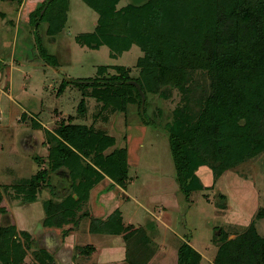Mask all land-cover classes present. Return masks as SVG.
<instances>
[{
    "label": "rangeland",
    "instance_id": "374dc122",
    "mask_svg": "<svg viewBox=\"0 0 264 264\" xmlns=\"http://www.w3.org/2000/svg\"><path fill=\"white\" fill-rule=\"evenodd\" d=\"M41 1L0 0V10L10 15V21H19V26L25 27H20L17 35L6 36L5 44L18 39L25 43L31 60L44 63L24 67L26 78L17 72V67L13 72V94L34 115L21 117V110L15 107L19 111L17 122L8 113L4 122L0 121V228H11L5 241L8 246L20 244L17 255L21 264H102L106 261L101 255L114 256V249L124 252V259L118 263L110 260L111 264H177V250L183 243L201 255L199 264H214L224 236L232 240L253 225L264 237V220L255 217L258 208L264 206V151L225 172L214 186L211 171L202 167L200 179L213 189L185 194L175 180L176 168L166 132L179 103L178 91L171 90L166 99L149 94L145 105L147 121L140 118L136 100L128 101L123 111L99 115L100 103L89 97L85 99L86 112L79 114L81 94L71 81L90 82L97 77L98 67L115 65L129 67L130 76L137 77L135 64L141 52L133 46L114 59L105 46L90 50L77 44V35L95 29L98 15L82 0H55L52 8L61 11L58 14L62 19L65 17L58 23V31L47 34L49 25L45 21L37 29L42 49L51 58L46 64L39 57L29 21L30 13ZM133 3L134 0H120L117 9ZM44 10L47 14L48 9ZM17 47L15 43L12 48L13 60L17 59ZM6 53L3 60L9 57V51ZM195 73L200 74L191 72L190 76ZM201 76L192 84L187 81L190 90L201 84ZM63 82L66 87L58 93ZM68 117L74 124L113 137L115 143L104 155L124 150L128 177L125 187L104 177L87 191L76 209L73 205L72 216L65 208L71 198L77 200V180L72 179L66 167H52L53 148L60 140L61 124H67ZM88 162L83 159V164ZM33 203L35 206L29 205ZM116 210L128 227L120 235L112 234L113 229L104 224ZM29 214L36 218L29 227L30 234L22 230ZM58 215L64 216L66 224L58 227ZM46 220L53 225H45ZM65 242L70 243L67 247L71 254L66 257L71 256V262H58L55 254ZM97 250L110 254L97 256Z\"/></svg>",
    "mask_w": 264,
    "mask_h": 264
},
{
    "label": "trees",
    "instance_id": "16d2710c",
    "mask_svg": "<svg viewBox=\"0 0 264 264\" xmlns=\"http://www.w3.org/2000/svg\"><path fill=\"white\" fill-rule=\"evenodd\" d=\"M53 1L42 0L29 15L33 40L46 64L51 58L40 44L38 25L48 22L47 34L52 35L65 19L52 8ZM82 1L98 19L92 32L75 37L77 44L90 50L105 46L114 59L136 46L141 56L135 64L137 77L130 76L129 67L115 65L98 67L97 77L90 82L72 80L81 94L79 114L86 112L89 97L100 103L99 115L123 111L128 101L136 100L140 118L147 121V96L166 99L171 90H177L179 103L166 132L175 180L187 195L213 189L225 172L264 151V0H134L120 9V0ZM191 72L200 74L190 76ZM199 76L201 84L190 90L187 81L192 84ZM65 87L63 82L58 93ZM114 143L113 137L74 124L71 117L61 124L52 167H66L77 180V200L71 198L65 208L69 216L73 205L76 209L104 177L120 187L127 185L125 151L104 155ZM83 159L89 162L84 165ZM204 166L211 171L209 187L197 173ZM255 217L264 220V206ZM55 219L58 227L66 224L64 216ZM44 224L53 225L48 220ZM104 224L115 235L128 229L118 210ZM10 232L11 228H0V263L21 264L20 244H6L5 235ZM220 243L214 264H264V237L253 225L232 240L224 236ZM200 260L201 255L186 243L177 250V264H199Z\"/></svg>",
    "mask_w": 264,
    "mask_h": 264
},
{
    "label": "crops",
    "instance_id": "0c3cea01",
    "mask_svg": "<svg viewBox=\"0 0 264 264\" xmlns=\"http://www.w3.org/2000/svg\"><path fill=\"white\" fill-rule=\"evenodd\" d=\"M37 6V3H36ZM19 22V21H18ZM18 22H11L10 21V15L8 13L5 14V12L3 10H0V121H3L4 115L5 113H8L9 116L11 117V119H13L14 117V122H17V113L21 110V117L23 116H32V114L34 115V113L30 112L29 109L27 108L26 103H24V101L20 102L18 101V99L15 98L14 96V90H13V72H14V67H17L20 70H17V72L19 74L25 73L23 68L28 66V67H37V66H43L44 63H42L43 65L37 64L36 60L34 61L33 59L31 60V57H29L27 55V49H26V45L25 43L22 41H19L18 39H10L8 41H10L9 43L7 42L5 44V37L9 35H12V33L16 34L19 33V28L21 27V29H25L24 26H19L20 24ZM23 23V22H22ZM8 26V27H7ZM33 39V36H32ZM17 44L19 45V47H17L16 50V54L14 55V57H16V60L12 59V48L13 46ZM9 51V57L6 58L5 60H3V57L6 56L7 57V53ZM6 53V54H5ZM10 59V61H9ZM42 60V59H41ZM6 69H8L6 71ZM10 70V72H9ZM12 71V72H11ZM17 73V74H18ZM26 74V73H25ZM27 75V74H26ZM23 77H25L23 75ZM26 78V77H25ZM26 91V90H25ZM22 99V98H21ZM38 101V102H37ZM36 103H37V108L39 110V112H41V106H40V102L39 99H37ZM15 107L19 109V111H15ZM33 111H36L35 109ZM37 113V111H36ZM2 122V123H3ZM2 123H0V127H2ZM41 127V126H40ZM7 128V126L5 127V129ZM201 169V168H200ZM200 169L198 170V172L200 171ZM197 172V173H198ZM199 175V174H198ZM200 177V176H199ZM32 206H35V204H29ZM35 217V216H34ZM32 219V216H28V223H26L24 225V227L22 228V230H26V232H28V234H30V228H31V223L34 222V220L36 218ZM128 220H126L127 222ZM30 227V228H29ZM28 229V230H27ZM48 229V228H46ZM44 234H47L46 232ZM70 243L67 244V242L63 243L60 247V250L55 254V258L56 260L59 262L61 261H70L71 262V256L70 257H66V255H70L71 254V250L69 249ZM120 249H114L112 254H114L112 256H109L108 253L109 251H103L104 254H107L108 256H104L103 257V252L101 250H97L94 253L97 256H102V260H105L106 262L102 263V264H111L110 260H114L115 262H122L124 259V252L120 253ZM110 254V253H109ZM111 257V258H110Z\"/></svg>",
    "mask_w": 264,
    "mask_h": 264
}]
</instances>
